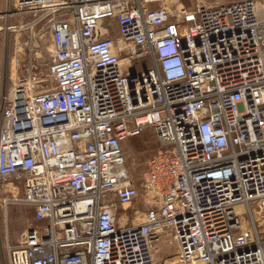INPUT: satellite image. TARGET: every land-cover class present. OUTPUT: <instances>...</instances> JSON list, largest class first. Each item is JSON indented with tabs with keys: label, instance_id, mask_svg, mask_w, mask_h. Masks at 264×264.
I'll use <instances>...</instances> for the list:
<instances>
[{
	"label": "built area",
	"instance_id": "2783aa9c",
	"mask_svg": "<svg viewBox=\"0 0 264 264\" xmlns=\"http://www.w3.org/2000/svg\"><path fill=\"white\" fill-rule=\"evenodd\" d=\"M15 1L52 51L45 91L3 97L0 182L37 222L10 264H264V0ZM148 129L138 185L124 144Z\"/></svg>",
	"mask_w": 264,
	"mask_h": 264
},
{
	"label": "rangeland",
	"instance_id": "374dc122",
	"mask_svg": "<svg viewBox=\"0 0 264 264\" xmlns=\"http://www.w3.org/2000/svg\"><path fill=\"white\" fill-rule=\"evenodd\" d=\"M230 1L234 0H168L159 5L176 10L181 6L191 8L198 3L214 6ZM17 9V1L0 0V80L8 88L6 93L20 80H28L29 93L42 92L48 87L43 83L48 76L46 60L52 51L50 35L48 31L40 33L42 25L34 23V15H16ZM114 32L118 35L116 27ZM257 98L264 117V85L258 89ZM159 149L160 143L151 129L125 142L127 167L136 184L141 185L148 161ZM21 194L22 190L12 189L11 183L0 182V264H10L8 247L17 246L26 229L37 224L33 207L12 203V198ZM136 206L143 208L141 199L137 200ZM123 215L122 225L127 221L126 214ZM177 254L176 247L162 245L158 264L175 263Z\"/></svg>",
	"mask_w": 264,
	"mask_h": 264
},
{
	"label": "crops",
	"instance_id": "0c3cea01",
	"mask_svg": "<svg viewBox=\"0 0 264 264\" xmlns=\"http://www.w3.org/2000/svg\"><path fill=\"white\" fill-rule=\"evenodd\" d=\"M5 87V85L3 84V82L0 80V114H1V108H2V105H3V97L5 96L6 92L7 91Z\"/></svg>",
	"mask_w": 264,
	"mask_h": 264
},
{
	"label": "bare ground",
	"instance_id": "6f19581e",
	"mask_svg": "<svg viewBox=\"0 0 264 264\" xmlns=\"http://www.w3.org/2000/svg\"><path fill=\"white\" fill-rule=\"evenodd\" d=\"M162 1H165V2H167L168 0H162Z\"/></svg>",
	"mask_w": 264,
	"mask_h": 264
}]
</instances>
